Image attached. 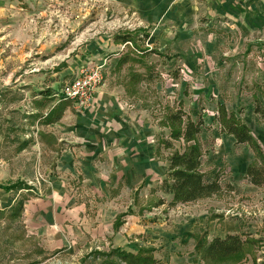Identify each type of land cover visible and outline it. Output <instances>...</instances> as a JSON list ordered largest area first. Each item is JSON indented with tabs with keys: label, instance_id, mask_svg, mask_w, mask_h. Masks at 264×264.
<instances>
[{
	"label": "rangeland",
	"instance_id": "rangeland-1",
	"mask_svg": "<svg viewBox=\"0 0 264 264\" xmlns=\"http://www.w3.org/2000/svg\"><path fill=\"white\" fill-rule=\"evenodd\" d=\"M129 1L134 0H0V185L19 189H0V264H82L86 256L75 261L44 251L25 228L19 204L44 190L58 157L57 150L43 145L38 128L58 111L67 108L74 114L71 102H63L59 93L82 69L95 66L102 67L101 87L120 91L119 101L131 106L128 111L137 122L155 129L163 158L184 148L170 137V112L182 108L194 121L204 119L203 170L209 180L217 176L231 190L224 187L220 195L187 208L200 221L194 240L204 247L214 238L239 235L252 242L251 248L219 264H264V187L245 179L253 154L220 133L212 120L217 105H224L242 117L264 148V122L254 113L255 99L264 105V30L244 35L234 30L238 25L232 21L201 19L196 27L202 28L194 35L159 36L155 45L146 46L150 53L145 55L140 53V36H134V47H101L105 32L114 34L113 40L117 33L147 29L149 21ZM126 54L128 63L116 68ZM48 113L53 115L45 118ZM165 142L173 149L167 150ZM152 191L151 200L135 195L134 213L160 199ZM10 200V207H4ZM202 249L199 254L192 247L196 258L172 264H206ZM188 252L189 257L195 253Z\"/></svg>",
	"mask_w": 264,
	"mask_h": 264
},
{
	"label": "crops",
	"instance_id": "crops-1",
	"mask_svg": "<svg viewBox=\"0 0 264 264\" xmlns=\"http://www.w3.org/2000/svg\"><path fill=\"white\" fill-rule=\"evenodd\" d=\"M146 1L128 2L139 17L149 21L143 29L149 35L145 48L155 45L159 36L167 40V35L178 32L194 35L202 28L196 27L201 19L232 21L238 25L234 30L244 35L264 30V0ZM112 35L105 32V42L100 46L125 47L115 44ZM121 97L120 91L105 84L96 91L91 108L80 111L70 103L74 114L66 108L60 120L38 128L43 145L57 150L58 157L47 186L23 205L25 228L47 253L75 261L92 251L120 249L137 254L139 246L154 248L155 259L163 264L196 258L192 247L199 249V254L203 247L201 240H194V227L200 221L186 213L196 203L168 208L172 196L160 191L167 163L156 154V131L147 123L137 122L128 111L131 106L119 101ZM212 120L216 122L215 116ZM152 189H156L155 198L166 204L156 207V201L134 213L135 195L139 192L140 200H151ZM122 215L121 226L116 229ZM189 250L195 252L190 257Z\"/></svg>",
	"mask_w": 264,
	"mask_h": 264
},
{
	"label": "trees",
	"instance_id": "trees-1",
	"mask_svg": "<svg viewBox=\"0 0 264 264\" xmlns=\"http://www.w3.org/2000/svg\"><path fill=\"white\" fill-rule=\"evenodd\" d=\"M134 36L137 38L140 36L142 39L140 53L142 55L150 53L145 48L149 35L144 31L135 30L134 32L121 33L116 35L113 40L115 44L124 45L126 48L128 46L134 47L137 45ZM127 54L119 58L116 68H121L128 63L129 56ZM255 102V113L264 119V108L259 101ZM46 104H48V101L47 103H42L39 107H45L47 106ZM57 113L58 115H54V118L47 123L51 124L60 120L62 110ZM52 115V113H48L45 118H49ZM30 116L36 115H27L26 118H32ZM41 118H43V115H40ZM215 120L222 133L233 136L238 145H246L250 148L254 154V162L247 169L246 179L251 185L264 187V149L252 134L250 128L234 112H229L221 104L217 105ZM166 123L171 129V139L184 143L182 151H173L166 158H163L157 145V156H160L167 163V172L160 185V191L172 196V201L168 204V208L211 199L223 193L224 187L231 190L230 187L223 186L217 176L209 180L203 170L205 149L201 141V135L204 128V119L200 116L197 121H194L190 115H187L180 108L167 115ZM164 145L167 150L173 149L170 142H165ZM0 189L9 192L19 190L16 185L9 187L0 185ZM20 204L19 212L22 213L24 201ZM165 204L163 199H159L155 206L159 207ZM10 205L11 200L4 207H10ZM0 215H2L1 210ZM123 216H120L116 221V229L121 226ZM251 245L252 242L243 240L239 235H228L224 239L214 238L203 247L201 252L202 261L206 264H219L242 255L248 248H251ZM154 252V248L145 246H139L137 254L128 253L120 249H112L108 252L92 251L82 259V264H163L155 259Z\"/></svg>",
	"mask_w": 264,
	"mask_h": 264
},
{
	"label": "built area",
	"instance_id": "built-area-1",
	"mask_svg": "<svg viewBox=\"0 0 264 264\" xmlns=\"http://www.w3.org/2000/svg\"><path fill=\"white\" fill-rule=\"evenodd\" d=\"M102 83V67L82 69L76 79L64 84L59 94L62 101L71 102L77 110L83 111L91 108L94 95Z\"/></svg>",
	"mask_w": 264,
	"mask_h": 264
}]
</instances>
